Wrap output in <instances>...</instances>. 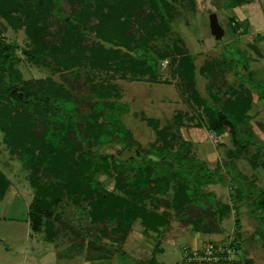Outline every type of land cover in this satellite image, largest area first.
I'll list each match as a JSON object with an SVG mask.
<instances>
[{
	"label": "rangeland",
	"instance_id": "obj_1",
	"mask_svg": "<svg viewBox=\"0 0 264 264\" xmlns=\"http://www.w3.org/2000/svg\"><path fill=\"white\" fill-rule=\"evenodd\" d=\"M166 2L168 3L164 5L159 0L155 1L154 7H159L161 12L154 13V15L152 12H157V10L150 0H62L58 10L43 0L45 5L37 4L36 7L40 9L37 16L38 23L42 28H46V37L51 44L56 45L55 49L60 56L62 55L60 50L68 52L69 55L73 52L80 54L82 50L80 47L82 43L78 40L75 43V38L66 40L67 32L60 27L61 18H67L72 23L79 20L80 29L87 30L90 24H99L97 22L102 13L105 14L102 24L99 28L93 29L90 38H93L94 33H99L106 38L105 41L100 40L106 48H120L122 51L126 49L118 47L117 42L126 38H131L132 46L139 47L142 42H147L152 47V53L158 60L156 72L153 75L127 74L122 77L118 75L119 73L113 75L112 71L103 72L100 69L94 75L92 74V85L108 83L115 86L119 93L117 100L128 106L121 115V120L134 137L131 148L127 152L116 143L96 144L95 149L104 152L110 162L116 163L121 161V155L127 157L134 151L139 154L141 146L161 144L157 139L159 128L170 123L174 117L181 120L183 127L172 126L173 129L175 128L174 130L183 139L192 142L191 149L198 159L205 161L207 165L215 169L214 180L202 185L203 192L206 194L205 198L214 203L223 198L234 200L235 203L237 188L240 187L244 204L254 209L248 217L252 219H250L251 224L256 226L257 234L254 240L259 251H254L253 255L250 252H243L238 256V260H234L235 264H264V246L262 245L264 243V146L260 148L258 144L260 139L255 137L253 128L252 135L247 131L246 136L241 134L234 139L229 132L221 135L211 132L207 126L206 116L201 113L191 89L180 82L176 69L179 53L191 54L195 66L196 88L202 96L210 99L208 92L217 93L228 85H237L240 82L237 80H243L249 85L253 84L249 77L241 74L239 70V67L246 64L248 59L243 51L237 48L235 42L228 41L230 29L220 13H218V21L225 34L221 40L216 41L210 30L209 10L197 8L194 0H166ZM104 4L109 5L106 11L101 10ZM117 8L119 10L115 11ZM163 8L167 9L168 14L162 11ZM32 9L33 5L30 10ZM145 13H152V15L146 16ZM10 15L13 18L8 17ZM20 17L16 12L0 5V35L4 41L15 45V67L18 69L20 79L27 84H31L34 79L41 80L43 88H51L55 82H58L78 98L84 97L88 84L90 86L89 82L86 84L83 82L86 68H80L81 73L75 79L71 70L54 72L49 65L30 60L24 50L32 46V41L28 29L20 26ZM125 19L127 20L126 25L124 24ZM142 21L145 24L140 25ZM65 28H68L67 25ZM83 37L86 40L89 39L85 33ZM87 52L85 51V54ZM215 59H221L222 63H220L221 66L213 69L212 77L214 78L200 75L198 68L205 61ZM233 72H235L234 75H232ZM254 83L257 88L264 90L262 82ZM95 98L93 97L91 101L93 102ZM6 99L0 94V175H4L8 180L6 189L8 191L3 201L12 202L13 205L9 210L6 207L0 210V264H55L57 255L62 257L69 252L72 253L74 248L83 247L90 240L123 244L124 238L120 232L115 231L113 223L91 221L85 204L72 203L66 199H63L62 203L61 201L52 203L53 205L48 208L52 211L50 217H42L40 223L34 219H31V222L25 219V210H20L25 205L24 203L28 204L32 200L33 190L28 180L29 170L19 157L17 150H12L16 145L20 146L21 136L19 129L13 123L17 119L14 117L15 113L7 108ZM109 100H114V98L109 97ZM87 104L88 102H84L77 108L72 106L73 114L77 113V124L73 120L63 119L50 124V130L46 129L44 132L48 141L56 140L68 151L73 144H80L83 135L90 138L91 131L87 128L88 118L90 114L96 116L97 111L89 108L90 103ZM144 115L158 118L157 126L154 127L153 124L146 122L142 118ZM7 132L9 134L12 132L9 138ZM45 134L41 133L39 136L42 138ZM248 136L251 137L250 144H246L245 141L249 138ZM30 138L26 136L25 139ZM90 142L94 143L92 139ZM45 144L47 143L43 142L42 146ZM170 144L171 151L175 152L179 142L174 141ZM94 178L103 188L120 192L115 189L114 179L111 177L96 172ZM22 191L29 192L30 196ZM20 193H23V196ZM167 193L171 195V192ZM145 196L144 194L140 196L145 202L149 201L148 198L154 197ZM15 197L16 203L12 201ZM247 197L251 199L246 200ZM48 200L52 201L50 197ZM18 206L20 208L15 212ZM154 206L159 215L167 214L166 226L176 223L175 221L181 224L191 223L202 226L195 219L194 212L196 211L193 208L177 218L173 209L168 205L158 203ZM235 207H240V204L237 203ZM258 207L261 208L257 209ZM247 213L246 211V215H249ZM239 217L243 219L244 214ZM206 225L208 223L203 226ZM228 225L226 223V226ZM140 226H142L140 219L136 218L126 234L133 227L140 228ZM249 254L253 257L252 262H244V258Z\"/></svg>",
	"mask_w": 264,
	"mask_h": 264
},
{
	"label": "trees",
	"instance_id": "obj_2",
	"mask_svg": "<svg viewBox=\"0 0 264 264\" xmlns=\"http://www.w3.org/2000/svg\"><path fill=\"white\" fill-rule=\"evenodd\" d=\"M46 1L48 5L58 10L62 0ZM150 1L154 7L156 0ZM159 1L164 5L168 3L166 0ZM37 4L45 5L43 0L42 2L40 0H0L1 7L19 14L20 26L28 29L26 30L31 37L32 46L24 51L30 60L49 65L54 72L71 70L75 79L81 73L80 68H86L83 82L84 84L89 82L90 86L88 84L87 88L84 85L87 91L84 97L78 98L58 82H55L51 88H43L42 81L38 79L32 80L31 84L24 83L15 67V45L4 41L0 35V94L7 98V108L14 112V117L17 118L13 123L19 129L21 143L12 150H17L19 157L29 170L28 180L33 190V198L28 206L30 220L34 219L40 223L42 217L49 218L52 213L48 209L49 206L57 201L62 203L63 199H66L72 203L85 204L91 221L113 223L115 231L120 232L123 238L126 237L132 221L136 218H139L141 225L149 230L166 226L167 214L159 215L154 208V205L158 203L171 207L176 217L193 208L196 211L195 219L202 227H206L203 226L206 223L217 225L221 215L230 207L221 200L214 203L205 198L206 194L203 192L202 185L214 180L215 171L208 169L205 161L195 156L191 149L192 142L183 139L173 129L174 125H182L181 120L174 117L170 121L172 125L168 123L159 128L157 139L161 144L141 146L139 154L134 151L127 157L121 155V161L116 163L110 162L104 152L95 149L96 144L116 143L127 152L131 148L134 137L121 120V115L128 106L117 100L119 93L115 86L108 83L92 85V74L94 75L100 69L103 72L112 71L113 75L119 73L118 75L122 77L127 74L153 75L156 72L158 60L152 53V47L147 42H142L139 47L132 46L131 38H126L117 42L118 47L126 49L122 51L120 48H106L100 41H105L106 38L99 33H94L93 38H90L93 29L99 28L102 24L105 16L102 13L97 22L99 24H90L87 30L80 29L79 20L72 23L67 18H61L60 27L67 32L66 40L75 38V43L78 41L82 43L81 46L79 45L82 50L80 54L73 52L71 55L60 50L62 54L60 56L55 49L56 45L51 44L46 37V28H42L38 23L37 16L40 9H37ZM32 5L33 9L30 10ZM107 9H109L108 4H104L101 8L102 11ZM155 9L157 12H152L153 15L161 12L159 7ZM117 10L119 9L115 11ZM162 11L168 14L167 9L163 8ZM152 13H145V15H152ZM8 17L13 18L12 15ZM85 18L84 21H86ZM124 21L126 25L127 20ZM142 22L140 25L145 24ZM66 25L68 28H65ZM83 33L89 36L88 40L83 37ZM130 34L129 32V37ZM85 51L88 52L85 54ZM179 54L177 75L180 82L191 89L201 113L206 116L209 130L218 135L229 132L233 139L241 134L246 136L247 131L250 134L253 133L248 114L251 102L250 89L244 83L236 86L228 85L217 93L208 92L210 98L208 99L196 88L193 56L185 52ZM220 63H222L221 59L205 61L198 68V72L206 78H211L213 69L221 66ZM257 95L264 97V92L260 91ZM93 97L97 99L95 98L92 102ZM109 97H113L114 100H109ZM84 102L90 103L89 108L97 111L96 116L90 114L88 118L87 128L91 131L90 138L82 134L80 144H73L68 151L56 140L48 141L44 132L46 129L50 130V124L57 123L61 119L73 120L77 124V113L73 114L72 106L77 108ZM142 118L154 127L157 126L158 118L147 115ZM41 133L45 134L42 138L39 136ZM10 134L7 132L8 138ZM26 136L31 138L25 139ZM250 138L245 140L246 144L251 143ZM90 139L94 143H91ZM174 141H178L179 145L177 150L172 152L170 142ZM259 141L261 148L264 143L262 140ZM43 142L47 144L42 146ZM256 156L258 157V153ZM96 172L114 179L115 189L120 192L103 188L94 178ZM7 184V178L0 175V199L6 193ZM168 191L171 195L167 193ZM142 194L154 197L148 198L149 201L145 202L143 197H140ZM242 194L241 188H237L236 195ZM48 197L52 201H49ZM201 215L205 216L204 221Z\"/></svg>",
	"mask_w": 264,
	"mask_h": 264
},
{
	"label": "crops",
	"instance_id": "obj_3",
	"mask_svg": "<svg viewBox=\"0 0 264 264\" xmlns=\"http://www.w3.org/2000/svg\"><path fill=\"white\" fill-rule=\"evenodd\" d=\"M194 1L197 8H206L210 13L216 14L219 31L216 33L210 29L216 41L221 40L225 34L218 21V13H220L230 29L228 41L235 42L237 48L241 49L248 59L246 64L239 67V70L241 74H246L253 84L249 85L243 80L237 81H240L238 84L244 83L250 89L251 102L248 110L250 123L256 137L264 142V97H258L257 95L258 92H264V90L257 88L254 83L262 82L264 84V0ZM206 166L210 170H215L212 166L207 164ZM22 192L30 196L29 192ZM23 193L20 194L23 196ZM4 196L0 199V210L4 207L9 210L13 204L12 202L6 203L3 201ZM235 196V203L234 200H226L225 198L221 200V202L228 204L230 208L221 215L217 225L208 223L206 227H202L191 223L181 224L175 221L176 223H170L168 226L155 230H149L143 226H140V228L133 227L124 238L123 244L121 242L112 244L90 240L83 247L74 248L72 253L69 252L67 255H62V257L57 255L55 264H197L183 260V248L200 247L208 241L220 244L233 243L236 246L234 257L236 260L243 252H250L253 255L259 251L254 240L257 234L256 226L253 223L251 224L252 219L248 217L254 209L250 205L246 206L244 204L242 195ZM16 197L12 200L14 203L17 201ZM247 199L251 198L247 197ZM29 203H24L25 207L22 206L20 211L25 210V219L31 222ZM237 203L240 204V207H235ZM19 208L20 206L16 208L15 212ZM246 211L249 215H246ZM242 214H244L243 219L239 217ZM201 219L204 221L205 216L201 215ZM226 223L229 225L226 226ZM262 245L264 246V243ZM251 254L244 258V262H252L253 257Z\"/></svg>",
	"mask_w": 264,
	"mask_h": 264
},
{
	"label": "built area",
	"instance_id": "obj_4",
	"mask_svg": "<svg viewBox=\"0 0 264 264\" xmlns=\"http://www.w3.org/2000/svg\"><path fill=\"white\" fill-rule=\"evenodd\" d=\"M236 246L208 241L200 247H184V261L197 264H235Z\"/></svg>",
	"mask_w": 264,
	"mask_h": 264
},
{
	"label": "water",
	"instance_id": "obj_5",
	"mask_svg": "<svg viewBox=\"0 0 264 264\" xmlns=\"http://www.w3.org/2000/svg\"><path fill=\"white\" fill-rule=\"evenodd\" d=\"M209 24H210V27L213 30V32L218 33L219 25H218V22H217L216 14L213 13V12L210 13V15H209Z\"/></svg>",
	"mask_w": 264,
	"mask_h": 264
}]
</instances>
